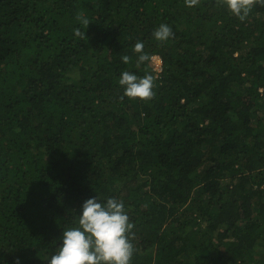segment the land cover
Here are the masks:
<instances>
[{"label": "trees", "instance_id": "trees-1", "mask_svg": "<svg viewBox=\"0 0 264 264\" xmlns=\"http://www.w3.org/2000/svg\"><path fill=\"white\" fill-rule=\"evenodd\" d=\"M122 71L155 95L120 99ZM95 195L124 201L131 264H264V4L0 0V264H47Z\"/></svg>", "mask_w": 264, "mask_h": 264}, {"label": "clouds", "instance_id": "clouds-1", "mask_svg": "<svg viewBox=\"0 0 264 264\" xmlns=\"http://www.w3.org/2000/svg\"><path fill=\"white\" fill-rule=\"evenodd\" d=\"M232 15L244 20L251 11L253 0H223ZM264 4V0H258ZM198 0H186L189 7ZM76 21L86 28L90 19L77 13ZM74 35L82 37L85 32L74 29ZM173 35L166 23L159 24L152 33L157 41H166ZM134 51L138 53L137 62L148 59L144 53L143 41H137ZM122 62L127 64L130 57L123 55ZM123 89L120 99L125 96L133 99L150 100L154 95L155 77L150 72L137 75L132 71H122L117 81ZM77 216V224L66 228L59 237V244L49 253L47 264H131L134 246L130 240L133 224L125 209L124 201L113 196L99 199L97 195L85 199ZM16 264H21L16 258Z\"/></svg>", "mask_w": 264, "mask_h": 264}, {"label": "built area", "instance_id": "built-area-1", "mask_svg": "<svg viewBox=\"0 0 264 264\" xmlns=\"http://www.w3.org/2000/svg\"><path fill=\"white\" fill-rule=\"evenodd\" d=\"M151 58L156 60L157 64H156V66L154 68H155V70L157 72H160L161 71V60H160V57L158 55H153Z\"/></svg>", "mask_w": 264, "mask_h": 264}, {"label": "rangeland", "instance_id": "rangeland-1", "mask_svg": "<svg viewBox=\"0 0 264 264\" xmlns=\"http://www.w3.org/2000/svg\"><path fill=\"white\" fill-rule=\"evenodd\" d=\"M150 61H151V65H152V68L154 69V71H155V75L158 73L156 70H155V66H156V64H157V62H156V60H154V59H150ZM224 183H225V181H223V185H224Z\"/></svg>", "mask_w": 264, "mask_h": 264}]
</instances>
